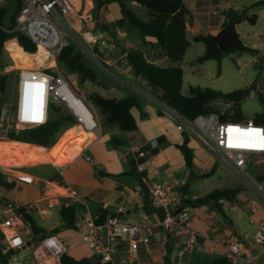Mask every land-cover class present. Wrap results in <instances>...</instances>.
Here are the masks:
<instances>
[{"label": "crops", "instance_id": "1", "mask_svg": "<svg viewBox=\"0 0 264 264\" xmlns=\"http://www.w3.org/2000/svg\"><path fill=\"white\" fill-rule=\"evenodd\" d=\"M92 1L84 0V4L91 3V9H93ZM257 1L247 6H234L231 5L230 0H184L191 13V18L186 22L187 39L191 40L197 35H216L223 22L222 11L229 8L241 10ZM72 2L75 11L74 1L72 0ZM131 9L135 13H145L134 3H132ZM249 12L250 10L248 15H250ZM102 14L108 18L105 22L108 25V30L116 35L121 47L107 44L104 47L96 48V59L92 65L97 73V82L91 83L93 85L91 92L108 99L120 100L125 97H135L139 103V110L131 109V115L136 122L137 129L133 132L123 133L114 128L100 127L99 133H95L77 123L70 115L73 121L61 126L48 145L50 151L54 152V159L58 164L55 170L56 176L50 175L47 178H41L16 164H0V174L7 182L15 183L14 187L9 190L0 186V212H5L4 204L7 202L44 206L45 202H41L44 198H48L54 204L51 209H56L58 216L60 206L75 205V230L64 229L61 226L60 217L57 224L47 229L40 228L36 224V218L42 220L43 216L50 213L49 210L42 216L34 210L31 212L36 226L43 232L38 237H31L30 228L19 227V233L23 237L25 245L33 238L37 243L38 239L52 234L65 245V254L75 260L92 255L80 240L79 228L83 224L84 218L97 216L100 210H104L108 216H116L126 223L138 221L139 213L143 212L154 225L150 243L139 246L132 264H166V259L168 264H193L197 261H208L217 256L226 257L225 239L230 233L237 235L247 246L248 251L256 256L251 263L239 261L237 264H264V253L253 244V236L257 230L256 225L250 223V220L254 222L264 220V200L257 195L254 185L258 183L264 190L263 176L258 173L260 167L264 166V157L256 156L248 160V162L253 161V166H255V168L248 166L247 162L245 172L250 180L248 183L246 179L238 176L229 164L221 162L209 150L201 146L195 138L189 137L187 146L193 155L191 175L177 148L183 142V134L176 129L175 115L170 108L157 99V93L149 87L147 82L135 74L132 67L126 62L122 48L141 50L148 62L159 66L167 65L165 57L160 54L153 39L142 40L135 28L127 24L119 29L110 26L121 18L117 3H111L106 9L98 12L95 21L98 24L105 20ZM236 30L239 34V25ZM94 35H101L108 40L107 33L99 25L98 33ZM239 37L241 39L240 34ZM242 43L248 48H253V45L243 41ZM76 91L77 93L74 91L76 94L84 96L80 91ZM85 98L87 99V95ZM227 106L229 107V105ZM60 112L69 113L66 109L65 111L60 110ZM49 118L55 119L57 115L52 117V113L49 111ZM112 139L117 140L121 145L113 147ZM0 144L10 147L7 153L12 157L21 154L30 156L31 153L34 154L33 149L39 147L10 141L7 136L1 134ZM150 146L152 149L144 161V172L140 174L135 170L133 150H148ZM84 156H90L97 162V166L94 167L85 162ZM213 168L214 171L209 176L203 177ZM247 168L256 179L248 174ZM53 177H56L61 184L49 182ZM143 178L149 182L168 185L171 194L180 199L178 205L180 212L181 210L186 211L189 216L187 231L183 232L181 236H175L172 232L159 226L161 219H159L158 213L163 214V212L150 206V197L147 188L142 183ZM27 179H30L28 183L22 182ZM185 184H188V188H185L182 193V187ZM68 189L76 192L75 200L69 198ZM216 189L239 190L233 202H219L223 213L217 211L212 203L203 206L191 203ZM133 190L135 192L130 193ZM124 195H129V198L125 200ZM250 200L256 203L254 208H251ZM145 202L152 210L151 215L144 210ZM190 232L196 235L197 244L192 253L178 257L179 247L189 238ZM35 243L25 247L19 254L26 252V256H31L36 247ZM35 255L37 263L49 264L44 262L39 252H36ZM5 264L12 263L8 260V263L5 262Z\"/></svg>", "mask_w": 264, "mask_h": 264}, {"label": "built area", "instance_id": "2", "mask_svg": "<svg viewBox=\"0 0 264 264\" xmlns=\"http://www.w3.org/2000/svg\"><path fill=\"white\" fill-rule=\"evenodd\" d=\"M18 5V12L14 15L15 28L21 31L38 50H48L49 55L55 60L61 49L68 45L64 32L67 31L66 29H74L70 22V18L75 14L72 0H19ZM82 39L91 48L107 45V40L103 36H96L90 31H85ZM91 56L95 61V53ZM28 72L37 75L40 82L37 79L31 83L25 82L21 72L12 117L4 106H0L1 135L6 136L12 130L21 131L44 125L48 120L51 105H62L77 123L89 131L99 133L100 124L90 102L73 91L55 63ZM31 94L35 96H31V102L25 104V97ZM171 112L176 117V129L179 133L195 138L221 162L229 164L243 179H249L245 172L248 160L256 156L264 157V126L262 125H257L251 120L237 123L224 122L214 113L187 119L173 110ZM151 149L150 146L148 150H133L136 172L140 174L144 172V161ZM84 160L91 166H97V162L90 156H84ZM28 181L30 179L22 182L28 183ZM142 183L148 190L150 206L155 210H161L164 214L159 226L175 236H181L187 231L188 213L182 210L178 214L169 212L179 205L180 199L171 194L170 188L164 183L149 182L145 178L142 179ZM254 185L257 195L264 200L263 188L258 183ZM134 192L135 190L130 193ZM68 196L75 200L76 192L68 189ZM128 198L129 195H124L125 200ZM41 202H45L44 206L37 204L18 206L10 202L4 204L5 212H0V242L4 246L3 255L25 246L17 227L30 228V225L24 224L21 220L22 215L16 211L23 209L31 214L34 210L42 216L54 206L48 198H44ZM249 204L251 208L256 206L251 200ZM96 218L97 216L85 217L79 228V234L81 243L87 246L92 255L98 256L101 264H132L139 246L150 243L154 225L143 212L139 213L138 221L134 223L122 222L116 216H108L102 224H97ZM250 223H254L257 228L253 236V244L264 253V220L256 222L250 220ZM196 244L197 237L190 232L189 238L179 247L177 256L182 257L184 254L192 253ZM225 246L226 258L231 264H237L239 261L251 263L256 258L233 233L228 234ZM36 252H39L44 262L60 264V257L66 253V247L55 235H47L39 239L31 256L19 261L14 254L9 262L39 264Z\"/></svg>", "mask_w": 264, "mask_h": 264}, {"label": "trees", "instance_id": "3", "mask_svg": "<svg viewBox=\"0 0 264 264\" xmlns=\"http://www.w3.org/2000/svg\"><path fill=\"white\" fill-rule=\"evenodd\" d=\"M4 4L0 6V57L4 45L11 39H15L19 47L26 53L34 54L37 47L19 30L15 28V20L12 17L11 24L8 27L2 25V16L5 11ZM111 3H117L119 6L121 18L116 20L110 26L114 29L122 28L124 24L135 28L142 40L146 38L153 39L159 48L160 54L165 57L167 65L159 66L148 62L143 52L138 49H124L126 62L132 67L137 76L142 77L149 87L157 93V99L163 102L168 108L175 111L180 116L192 119L197 115H208L211 113L217 114L219 119L224 122H246L251 120L257 125L264 126V94L257 91L254 84H251L243 89L234 90L229 93H222L213 89H201L199 87H189L188 96L181 93L183 72L181 64L183 62L185 51L190 47L191 43H201L204 46V52L195 62L202 64L206 61H215L218 69L223 58L230 54H243L250 51L246 47L237 33V26L246 22L250 26H254L257 22V16L248 15V11L260 7L264 10V0H258L249 7L241 10L229 8L221 12L223 22L221 28L216 35H197L191 40L187 39L186 22L191 18V13L184 3V0H93V13L97 18L100 10L106 9ZM132 3L136 4L144 10L147 19H140L131 9ZM19 5L16 12H18ZM99 27L107 33V44H113L121 47L120 42L114 33L109 32L108 25L100 21ZM94 53L97 49L94 48ZM54 63L69 82L70 77L75 79V83L83 86L85 83H96L97 73L94 66L86 59L81 50L73 43L63 47L59 55L55 58ZM219 70L217 74L219 75ZM71 82H69L70 84ZM8 78L6 75L0 77V106L1 96L6 94ZM71 87L72 83L70 84ZM77 93V91L73 88ZM252 91L256 92V98L262 108V112L252 118H245L241 112V104L249 97ZM87 100L94 109L97 120L102 128H114L123 133L133 132L137 129L136 122L131 115V109L139 110V103L135 97H125L123 99H108L94 92L87 94ZM222 103L229 105V108L224 113H219L211 107L214 103ZM49 111L55 113L57 118H49L47 122L36 128H29L21 131L7 133L6 136L10 141L27 143L39 147H47L54 135L58 132L61 126L72 122L73 118L69 113L60 112L53 105ZM142 117V114H141ZM189 136L183 134V142L177 146L180 151L185 165L192 175V151L187 146ZM113 147L120 144L115 139L111 140ZM214 171V168L203 177L209 176ZM49 182L61 184L60 181L53 177ZM15 185L14 182H7L2 174H0V186L9 190ZM188 188V184L182 187ZM239 193L238 189H216L201 198L191 202L197 206L214 204L217 211L223 213L219 202H233ZM21 206L20 204H17ZM144 210L151 215L152 210L147 202L144 204ZM76 211L75 205L60 206L59 217L61 226L66 230H75L74 214ZM16 213H20L21 220L24 224L30 225L31 237H38L42 232L31 214L26 213L23 209H18ZM108 214L104 210H100L97 214L95 223L102 224ZM159 219H163V214L158 213ZM39 240V239H38ZM36 244V243H35ZM4 246L0 242V264H5V258L2 253ZM60 264H101L98 256L91 255L90 257L75 260L67 254L60 257ZM166 264L168 260L166 259ZM193 264H231L225 256H217L208 261H197Z\"/></svg>", "mask_w": 264, "mask_h": 264}, {"label": "rangeland", "instance_id": "4", "mask_svg": "<svg viewBox=\"0 0 264 264\" xmlns=\"http://www.w3.org/2000/svg\"><path fill=\"white\" fill-rule=\"evenodd\" d=\"M75 4V14L70 18L74 29L64 32V38L68 41V44H75L81 52L84 54L87 60L91 64L94 60L91 54L94 53V48L89 47L82 39V34L90 30L92 34L98 33V23L95 22L96 18L91 9V3H85L84 0H73ZM256 0H230L231 5H249ZM4 4L3 0H0V6ZM93 4V1H92ZM94 6V4H93ZM135 13V12H134ZM140 19L146 20L145 13H135ZM250 15L257 16V22L254 26H250L246 22L239 25V34L244 43L253 45V48H249L254 56L248 53L238 54L233 53L223 58L218 69L215 61H206L202 64H197L195 60L201 56L204 52V46L201 43H191L190 47L186 50L184 60L182 63V69L184 72L183 84L181 93L184 96H188L189 87H199L201 89H213L222 93H229L234 90L243 89L251 84H254L256 90L264 94V10L260 7L251 9ZM104 16V22L108 19ZM43 50V49H42ZM48 50L37 51L34 54L24 52L15 39L9 40L3 48L2 55L0 57V77L6 75L8 78V85L6 88V94L1 96V104L8 111L10 117L14 112V107L17 97V86L19 76L22 72V79L25 82L31 83L39 77L35 74H31L30 70H36L42 67H48L54 63V59L49 55ZM218 70L219 75L217 74ZM72 83V89L80 91L85 97L92 91L93 85L91 83H85L83 86H79L75 83L73 77L69 78ZM40 82V80H38ZM70 83V84H71ZM31 94L25 97V104H29L32 100ZM28 97V98H27ZM56 109L65 111L62 105L54 106ZM211 107L217 110L219 113H224L229 108L228 106L218 102L211 105ZM241 112L245 118H252L262 112V108L256 98V92L252 91L249 97L241 104ZM55 114L52 113V117ZM38 122V121H35ZM5 144H0V164L10 163L16 164L21 168L27 169L33 172L36 176L41 178H47L48 176H56L57 162L54 159V152L50 151V146L45 148L36 147L33 149L34 154L25 156L24 154L12 157L7 152L9 151ZM32 151V149H30ZM248 166L255 168L254 162L249 161ZM248 174L253 179L256 177L246 169ZM264 179V166L260 167L258 172ZM250 183L249 179H246ZM264 187V181L262 183ZM50 213L43 216L42 220L36 218V224L42 228L47 229L52 225H55L59 221L58 212L56 209H48ZM19 231V227H17ZM26 256V252H23L16 256L21 261Z\"/></svg>", "mask_w": 264, "mask_h": 264}, {"label": "water", "instance_id": "5", "mask_svg": "<svg viewBox=\"0 0 264 264\" xmlns=\"http://www.w3.org/2000/svg\"><path fill=\"white\" fill-rule=\"evenodd\" d=\"M18 1L19 0H5V11L2 16V25L4 27H8L11 24L12 17H14L17 7H18ZM251 56H254L255 53H252L251 51L247 52ZM169 212H173L174 214H178L180 212V208L178 206L172 208ZM62 229V228H61ZM31 243H35V238H33L31 241L27 242L26 245L20 249H14L13 251L6 253L4 255L5 262L8 263V260L10 257L14 254H19L20 251L24 250L25 247H28L31 245Z\"/></svg>", "mask_w": 264, "mask_h": 264}, {"label": "bare ground", "instance_id": "6", "mask_svg": "<svg viewBox=\"0 0 264 264\" xmlns=\"http://www.w3.org/2000/svg\"><path fill=\"white\" fill-rule=\"evenodd\" d=\"M74 28V27H73ZM28 98V97H27Z\"/></svg>", "mask_w": 264, "mask_h": 264}]
</instances>
